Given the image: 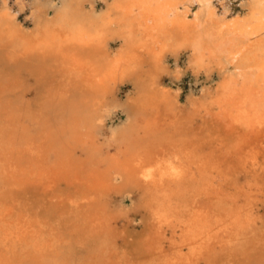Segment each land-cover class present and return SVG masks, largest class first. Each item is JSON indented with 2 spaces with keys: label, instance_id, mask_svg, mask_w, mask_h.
<instances>
[{
  "label": "bare ground",
  "instance_id": "6f19581e",
  "mask_svg": "<svg viewBox=\"0 0 264 264\" xmlns=\"http://www.w3.org/2000/svg\"><path fill=\"white\" fill-rule=\"evenodd\" d=\"M95 1L1 0L0 264H264V0ZM184 47L223 74L186 108Z\"/></svg>",
  "mask_w": 264,
  "mask_h": 264
},
{
  "label": "rangeland",
  "instance_id": "374dc122",
  "mask_svg": "<svg viewBox=\"0 0 264 264\" xmlns=\"http://www.w3.org/2000/svg\"><path fill=\"white\" fill-rule=\"evenodd\" d=\"M9 1L13 3L15 0H9ZM105 1H109V0H96L95 4L97 5L99 4V6L105 5ZM180 2L181 0H178V3L181 6ZM234 2L236 3L233 4V9L231 10V14L233 13L232 15H234L238 10L242 9V12L243 10H245L243 7H241V4L243 3L242 1L235 0ZM190 10H191L189 12L190 18H194L195 16L194 13L199 12L198 5L196 2L193 5H190ZM202 13L203 11L199 12L200 19H202L204 16V13L203 16ZM217 13H221V9H218ZM111 14L112 16H117L118 10L116 8L112 9ZM228 14L227 16H230ZM28 15H29L28 11L23 10L20 13L16 14V18L24 26H29L31 21ZM5 31L7 32L8 29H5ZM116 45L117 43L113 45L111 52L115 50ZM165 60H166L165 61L166 70L161 77L165 85V88L163 90H166L167 92H169V94H171L174 98H176L178 100V104L181 105L184 104L183 107L186 108L189 105L192 106L194 102L203 100L205 97H212L215 95L218 82L220 79H222L223 74L219 73L218 69L214 66V64L193 68L191 63V50L185 47L183 49H179L177 52L172 51L168 53ZM24 78L28 81L25 73L22 75L23 80ZM118 87H117L118 89L116 91V95L119 97L118 100H121L119 101L121 105H124L123 103L127 102L128 99H130L134 95L135 90H133L132 85L127 80H123L121 83H119ZM30 96L31 95H27V98H29ZM110 101H112L111 98ZM123 108L124 107L122 106L117 107V109H115V111L110 115V118L107 121L109 125L111 124L114 125L115 123L117 124V122H119L121 119L125 117V111ZM106 137L107 135L105 134L101 136L100 142L103 143ZM137 196H138L137 194L136 195L134 194L131 197H125L123 200L124 206H126V208H130V205H132V203L137 200ZM261 213L262 215H264V204L262 206Z\"/></svg>",
  "mask_w": 264,
  "mask_h": 264
}]
</instances>
